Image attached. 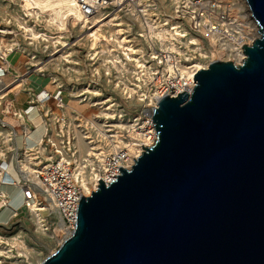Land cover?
<instances>
[{
    "label": "water",
    "instance_id": "obj_1",
    "mask_svg": "<svg viewBox=\"0 0 264 264\" xmlns=\"http://www.w3.org/2000/svg\"><path fill=\"white\" fill-rule=\"evenodd\" d=\"M241 64L213 61L158 101L154 143L98 181L40 264H264V0Z\"/></svg>",
    "mask_w": 264,
    "mask_h": 264
},
{
    "label": "built area",
    "instance_id": "obj_2",
    "mask_svg": "<svg viewBox=\"0 0 264 264\" xmlns=\"http://www.w3.org/2000/svg\"><path fill=\"white\" fill-rule=\"evenodd\" d=\"M75 2L84 32L102 25L106 38L88 53L90 75L81 101L85 94L111 92L137 109L126 114L115 100L103 98L93 103L98 111L91 116L70 112L65 94L73 92L74 83L68 87L52 78V91L42 86L37 92L27 85V76L10 70L8 52L0 51V211L12 202L7 189L15 190L19 208L33 224L40 221L36 232L50 238L64 233L61 226L74 227L87 188L97 187L98 181L107 185L120 168L132 166L128 147L151 138L154 101L157 107L165 96L189 94L195 74L213 62L215 52L224 54L236 44L244 28L242 13L220 0ZM198 63L204 68L190 73ZM21 81L27 101L16 109L17 94L11 90ZM3 118H11L17 129ZM37 125L40 136L29 144ZM5 175L12 180L5 182ZM25 250L21 238L0 235V264H31L32 251Z\"/></svg>",
    "mask_w": 264,
    "mask_h": 264
},
{
    "label": "rangeland",
    "instance_id": "obj_3",
    "mask_svg": "<svg viewBox=\"0 0 264 264\" xmlns=\"http://www.w3.org/2000/svg\"><path fill=\"white\" fill-rule=\"evenodd\" d=\"M220 1L232 4L235 9L241 12V0ZM28 14L29 12H25L21 7L20 0H0V47L3 48L1 51L8 52V59L10 57L19 58L18 66L15 69L20 73L24 72L22 76H30L34 79L30 80L33 90L41 89V85H43L47 86V90L52 91L54 87L50 84V79L56 80L58 77L68 87H71L72 83H74L73 92L65 94V96L69 95L66 99L68 103L67 109L70 112L91 116L98 111L97 107L92 106L93 103L103 98L115 100L123 113L126 114H131L137 109L135 107L130 108L122 95L111 92H104L101 95L100 93L95 95L92 93L85 94L86 99L81 101L83 98L80 95L83 91L82 88L88 75H90V72L87 71L88 43L83 40L87 31L81 33L78 31V27L72 28L70 24H67L66 30L62 31L51 24L49 25L44 16ZM20 26H26L27 29L34 30L38 38H31L30 32H24L20 29ZM95 27H99V25ZM83 31L85 30L83 29ZM62 43L65 45H62ZM63 53L68 56L69 63L60 59ZM211 58L213 61L227 62L220 51L215 52ZM40 74L44 75V77H39ZM90 92H94V90ZM26 99L27 97L24 93L17 94L16 109H22L24 102L27 101ZM48 104L54 109L53 101H49ZM3 119L17 129L11 118ZM32 121L34 125L37 124L35 119H32ZM40 130V126L37 125L31 135L29 144H33L38 139ZM4 181L9 182L8 178H5ZM7 191L12 198L10 208H8L12 213L10 215L11 219L6 218L4 222H0V235L4 239L21 238L24 241L25 251H32L31 264H37L43 258L45 259L50 251L52 252L58 248L57 245L62 234L58 233L51 238L38 234L34 227L35 224L26 216L25 211L19 208L18 193L10 188ZM10 210L8 211L11 212ZM15 210L18 215L13 216V211Z\"/></svg>",
    "mask_w": 264,
    "mask_h": 264
},
{
    "label": "bare ground",
    "instance_id": "obj_4",
    "mask_svg": "<svg viewBox=\"0 0 264 264\" xmlns=\"http://www.w3.org/2000/svg\"><path fill=\"white\" fill-rule=\"evenodd\" d=\"M241 1H242L241 5H240L241 6V13H242L241 17L244 21L243 22L244 28H243L241 36H243V37L241 39H239L237 41V43L232 45L230 48L223 49L224 50V54H223L224 59L227 62H231L235 65L241 64L242 63L241 60H243L245 58V55L242 53L243 52L242 47L250 46L258 37V28L256 26V23H255L253 17L251 16V11H250L247 3H246V0H241ZM20 2H21V7L23 8V10L25 12H29L30 15H34V16H38V15L44 16L47 19V23L49 25L51 24V25L57 27L58 29L64 31V30H66L67 24H70L72 26V28L78 27L77 29L79 32H81V33L84 32L83 29H84L85 25L83 23V20L81 19V16L78 13V9H77L75 0H20ZM102 27H103L102 25H99V27L93 26V28H91V30L87 31V33L83 37V40H86L88 43L87 45H88V49L90 52L94 51L96 49V47H99L102 44H104L103 42H104V40H106L105 36L103 35L104 32H103ZM20 29H22L24 32H30L29 35L32 36L31 38H33V39L38 38L37 37L38 35H36L35 31L32 29H27L26 26H20ZM119 31L120 30H117V32H119ZM59 43H60V41H59ZM62 45H65V44L62 43ZM2 49L3 48L0 47V51ZM60 59H63L64 62H66V63L70 62L68 59V56L64 53L61 55ZM203 66L204 65L200 64V63L196 64L191 69L190 73H192L193 71H197L201 68H204ZM39 70H41V69H39ZM22 84H24L22 81L20 83L15 84L13 86L11 92H13L15 94L22 93L21 92V89H23ZM185 93H187V92H185ZM154 102L155 103H153V98H152V103H153L152 106H153V109L155 110L156 100ZM155 138H156L155 129H154V127H152L151 138L148 141L144 142V144L141 145L140 147H136V146H132V147L129 146L128 147V153H130L132 155L134 154L128 167H130V165H132L134 163V161L136 160V158L141 154V152L143 151L142 148L150 147L154 143ZM133 159H134V161H133ZM5 178H8L9 182L12 180L8 175L4 176V180H5ZM96 189H97L96 186H93L92 188H87L85 196H89L90 193L94 192V190H96ZM18 199H19V196H18ZM8 210H10V209H7L6 211L9 212ZM39 223H40V221L34 222L36 228H39L38 227ZM72 228H73V224H72V227H70L66 230H64L63 226H61V230H63L64 233L60 232L62 235L59 238V242L57 245L58 248L62 244V242L69 237V235L71 234ZM53 236H54V234H53ZM56 250H53L52 252L50 251V253H49V255H47V257L50 256L52 253H54ZM43 260H44V258H43ZM43 260H41L37 264H40Z\"/></svg>",
    "mask_w": 264,
    "mask_h": 264
},
{
    "label": "crops",
    "instance_id": "obj_5",
    "mask_svg": "<svg viewBox=\"0 0 264 264\" xmlns=\"http://www.w3.org/2000/svg\"><path fill=\"white\" fill-rule=\"evenodd\" d=\"M7 61H8V65H9V68H10V70L11 71H13L14 73H16V74H18V75H23V73H20V72H18L16 69H15V67L16 66H18V61H19V58L18 57H10V59H7ZM30 77V76H29ZM27 78V81H26V83H27V85L29 86V87H31V79L32 80H34L33 78ZM36 81V80H35ZM37 82V81H36ZM41 86H43V85H41ZM36 89V88H35ZM40 89V88H39ZM39 89H37L36 91L38 92L39 91ZM11 213L12 212H6V209L5 210H1L0 211V222H4V220H6V218H9V219H11L10 218V215H11ZM9 219H7V220H9Z\"/></svg>",
    "mask_w": 264,
    "mask_h": 264
}]
</instances>
